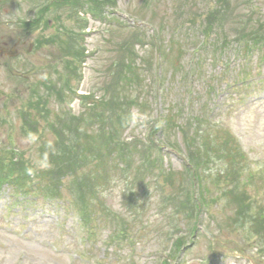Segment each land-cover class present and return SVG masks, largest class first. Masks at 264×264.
I'll return each mask as SVG.
<instances>
[{
    "label": "rangeland",
    "instance_id": "374dc122",
    "mask_svg": "<svg viewBox=\"0 0 264 264\" xmlns=\"http://www.w3.org/2000/svg\"><path fill=\"white\" fill-rule=\"evenodd\" d=\"M212 1L110 0L103 14L94 17L78 0H0V160L7 166L12 155L23 154V165L33 167L36 175L34 183L22 188L43 187L28 199L15 195L12 188L18 184L8 181L9 172L0 167V178H5L0 181V264H264V0H220L234 10L233 17L215 21L226 24L217 56L214 36L190 25L208 5L214 7ZM51 4L56 5L44 14L42 25L24 33L26 22ZM236 4L243 9L235 10ZM177 13L184 21L179 42L171 39L172 30L156 38L144 23L154 45L162 42L161 48L169 51L167 60L160 54L155 69L150 43L141 51L147 64L135 65L139 85L135 81V89H128L129 104L121 102L119 93L108 94L106 88L120 75L112 64L123 54L114 52L111 40L128 37L117 33L120 25L114 21L127 26L124 22L135 25L145 18L160 27L174 25ZM243 15L251 25H240ZM231 22L239 25L229 27ZM69 39L71 48L81 50L80 58L61 52ZM205 39L207 45L200 49ZM36 40L46 43L37 50ZM254 40H262V47ZM19 41L17 58L1 54ZM114 106L131 109L118 139L134 152L130 173L142 171V188L119 179L110 161L115 158L98 134L101 124L95 120L103 111L112 114ZM23 118L39 137L34 144L22 141L28 133ZM69 124L73 135L78 128L86 135L85 147L94 146L83 157L95 161L83 165L82 155L66 159L55 148L51 167L38 168L34 160L42 158L48 141L55 147L60 139L68 141ZM151 140L163 148L161 156L155 148L154 153L167 176H173L171 182L168 177L161 182L162 175L155 174L159 168L152 174L160 177L157 183L152 176L147 179L146 168L135 162L140 146ZM116 155L120 161L119 149ZM189 163L200 176L195 190L206 207L200 208L196 223L188 219L191 213L176 215L180 198L188 207L180 193L192 191ZM66 166L73 176L67 173L61 182L54 173ZM17 170L29 176L22 167ZM141 171L136 173L140 183ZM54 183L62 186L59 196L53 193ZM75 192L82 193L85 211L72 198ZM175 199L176 205H170ZM244 206H250L247 213ZM174 229L182 238L179 245Z\"/></svg>",
    "mask_w": 264,
    "mask_h": 264
},
{
    "label": "trees",
    "instance_id": "16d2710c",
    "mask_svg": "<svg viewBox=\"0 0 264 264\" xmlns=\"http://www.w3.org/2000/svg\"><path fill=\"white\" fill-rule=\"evenodd\" d=\"M78 1H79V6L83 10H84V6H85L86 12L90 15H93L94 17H96L100 14H103V12H104L103 10L107 7V4L110 2V0H78ZM212 2H214V4H215L214 7L208 8L209 7V5H208L207 9H206L207 12L203 13V11H202V14H200L198 16L200 18L199 21L195 20V22H194L193 19H191L190 25L191 26L193 25L192 27H195L196 29H198V31H200L201 33H203L205 35L214 36V38H215V42L213 44L214 55L217 56L219 53V50L216 47H217L218 43L220 42V40L224 41V39H221V38L225 34L226 24H223L224 22L223 23L221 22L223 25H220L218 23H215V21L217 19H220V16H223L225 19H229V18L233 17L231 15H232V12L234 9L230 8L229 5H227L224 1L214 0ZM53 5L54 4L48 5L46 8H44V10L40 11L37 19H35L33 21H29V22L27 21L26 22L27 24H25L26 27L24 29H22L23 32L29 33L30 27H31V31H32V29L35 26H41L42 22H43L44 14ZM179 8L182 9L183 6H181ZM239 9H243V6L236 4L235 10L241 11ZM177 15H178V18L175 19L176 23L174 25H173V23L171 25H169V22H165L166 24L164 26L158 27L154 22L147 21V20H145V18L141 19V21L144 23L147 22L149 24V26L154 29V34L156 35V38L160 39L161 37H164L165 31H167V34L169 35L170 30H172L171 31V35H172L171 39L173 41L179 42V41H182V39L178 35H181V34H179V31H180V28L183 26L184 21L182 20L180 13H177ZM253 15L254 14H252L250 16H253ZM243 16H239L238 22L240 23V25H243L244 23L251 25L250 17L247 15H243ZM240 17H243V18H240ZM185 22H188V19ZM114 24L120 25L119 27H116V25H111L112 27H116V30L118 31L117 33L127 32L128 37L125 41H124V39L122 41L111 40V43L114 44V52L118 51V53H123V54H122V58L120 61H114L115 65L112 64V67L116 66V69L118 71H120L119 79L114 85H112L109 88H106V91L108 94L110 93V91H112V92L114 91L116 94L119 93L121 95V97H120L121 102L127 103L128 98H129V94L131 93L130 91H128V89H131V88L135 89V87L133 86V85H135V81H136V84L139 85V76H138V74L135 73V71H137L135 69V65H136V63H138V61H140V64H145V65L147 64L145 56L141 55V51H144L145 47L147 45H150V43H151L152 44V46H151L152 51L151 52L154 53V50H153L154 39L153 40L150 39V36L145 32L144 27L142 28V27L129 26L127 24H125L127 26H124L121 21L120 22L114 21ZM230 25L236 26L239 24L231 22V23H229V27H230ZM229 35L230 34L226 35L225 37L229 38L230 37ZM65 36H67V35H65ZM232 37L236 38L237 35L232 36ZM69 41H70V39L64 42L63 45L65 48L62 49L61 52H63L64 56H66V57L72 56L75 59L80 58L82 52L80 49H78L77 42L76 41L72 42L77 46V48H71ZM55 42H57V41H55ZM58 42L61 43L62 41L58 40ZM254 42H255V44L258 43V48L262 47V45H260L262 43V40H260V41L254 40ZM45 43L46 42H42L41 40L40 41L36 40L34 43V49L38 50ZM226 43L227 42H225V45H226ZM238 43H240L239 40H238ZM164 44H165V42H164ZM247 44H248V42H246V45ZM161 45H162V42L160 43L159 52L161 54V57L164 55V58H165V52L168 53L169 51L167 52L166 50H163V48H161ZM138 47L140 49H138ZM203 47H205V45ZM203 47L200 49H203ZM165 60H167V58H165ZM145 65H143L144 69H145ZM118 88L120 90H118ZM102 100H103V98H102ZM127 104H129V103H127ZM101 106H104L103 102H101ZM31 108L33 110L34 105L33 104L31 105V103H30L28 109H31ZM34 110H37V107ZM130 110L131 109L129 107H126V108L118 107L117 108L114 106V109L112 110L113 111L112 114L106 113V115H105L104 114L105 111H103V113L100 116V118L98 119V121L97 120H95V121L97 122V124L98 123L101 124L98 127L99 128L98 134L103 135V137H101V139L103 140L104 145H106L108 155L109 156L111 155V157L114 156L113 158H115V159H110V161L112 163L111 165L113 166L112 169L118 170L120 172V174L118 173L119 179L123 180L124 184L136 183L138 185V188H142L143 184H145V181H146L144 177L142 178V171L138 170V171H141L140 179H141L142 183H140V181L137 180L136 173L138 171H134L133 173H130L131 170L133 169L132 165H134L133 164L134 157H132V155H134V152L131 149L127 148L122 142H119V139H118L120 128H121V126H124L127 123V112ZM105 117L111 118L112 120H114V122L107 123V118H105ZM23 119H24V123H23L24 129H27L28 132L31 131L33 133H36V132H34L32 124L25 121V118H23ZM45 119L48 120V118H45ZM115 119H118V120L116 121ZM73 121H76V119H73ZM90 121H91V119H90ZM61 126H63V123H61ZM157 126L159 128V124H157ZM59 131H60V132H58V133H60L59 136H63L62 131L61 130H59ZM67 132L68 133H67L66 139H68V141H65V140L62 141L60 139L58 142V145L55 147L58 150V151H56L58 155H61L62 157H65L67 159V158H70L71 155H76L77 157L79 155H82V157H83V155H85V153H87L86 155L90 154V152L93 150L94 146H91V145L88 146L87 145V147H85V145L83 144V141L86 140L87 138H86L85 134H81L79 128H78L77 132L73 135V130L71 129V124H69V129L67 130ZM86 142L88 144V140ZM154 148H155L154 146H147V147L145 145L140 146V150H141V152L139 154L140 156H138L137 161H135L136 164H139V166L141 163L144 164V166H140V167L146 168L147 171H145V173H147L146 174L147 179L150 176H152V173L154 172V170L158 168V166H157L158 162H157V160H155ZM116 149H119V154L122 156V159L120 161H118V159H117ZM94 155L100 156V157L102 156L100 153H96ZM228 155H230V154H228ZM88 156H86V158L83 157V165H85L87 162H88V164H90L91 162L95 161L96 158H91V157L89 158ZM85 161H86V163L84 164ZM23 162H24V155L23 154L12 155L11 160L8 162L7 166H5L4 162L2 160H0V167L2 170H6L9 172V175H7L8 181L15 182L18 184V186H16L14 189L12 188L13 193L15 195H21L25 199H28V198L33 197V196H38L37 195L38 190L40 191V189L41 188L43 189V187L41 184L40 188L35 190V191H30L29 188H26V189L22 188L21 184H23L25 182H31V183L35 182L34 176H23L22 173L20 174L18 172L17 169L19 167H22V171H25L27 164L23 165ZM65 162L67 163L68 160ZM19 163H21L22 165H19ZM196 165L199 167V162H196ZM190 166H191V164H190ZM57 170L59 172L54 173V176L60 177L61 182L63 181V179L67 173H69L70 176H73L72 170L69 169V167H67V166L65 168L60 167ZM66 170H70V171H66ZM76 170H77V168H76ZM189 170H190L191 174H193V175H191L192 185L197 187V185H198L197 183H198V181H200V176L197 174V172L193 171L192 169H189ZM166 177H168L169 182H171V180L173 179V176L170 174H168V176H167V174H165L163 176V179L165 180ZM3 180H5V178H0V181H3ZM50 180L52 181V174H50ZM60 180H58V181H60ZM49 189H50V187H49ZM61 189H62V186L59 187L55 184V187L53 188V190H57V192L55 193L53 191V193L55 195L59 196ZM77 194L80 195L81 201L84 204L85 202H84V197L82 196V193L77 192ZM180 195L181 196L184 195L185 199H188V197H189V193L188 194L180 193ZM49 196H51V195H49ZM232 197H234V196H232ZM246 200L247 199H245V201ZM198 201H199L200 205H202L203 208L205 209L206 207L204 206V203H203V201H205L204 198L199 197ZM235 201L237 203L242 201L241 195L239 197L235 198ZM184 205L185 204L181 205L179 213H181L182 215L190 214L191 212H188V211L191 210L192 205H191V203H189V200H188V207H186ZM84 209H85V205H84ZM248 210H250V206H244V211L246 213L248 212ZM188 218L189 219L192 218L191 214L188 215ZM258 221H260V218H258Z\"/></svg>",
    "mask_w": 264,
    "mask_h": 264
},
{
    "label": "clouds",
    "instance_id": "9594fccd",
    "mask_svg": "<svg viewBox=\"0 0 264 264\" xmlns=\"http://www.w3.org/2000/svg\"><path fill=\"white\" fill-rule=\"evenodd\" d=\"M39 140V137L36 133L29 131L25 137L22 138L24 143L34 144ZM45 152L42 154V158H37L34 160V164L40 169H47L51 167L49 156L50 154H55V145L52 141H48L45 145ZM51 150V151H49ZM26 175L34 176L35 169L33 167H26Z\"/></svg>",
    "mask_w": 264,
    "mask_h": 264
},
{
    "label": "water",
    "instance_id": "95a60500",
    "mask_svg": "<svg viewBox=\"0 0 264 264\" xmlns=\"http://www.w3.org/2000/svg\"><path fill=\"white\" fill-rule=\"evenodd\" d=\"M4 53H6L9 57H13L17 55V52L14 49L12 50L11 53L7 52V50H4Z\"/></svg>",
    "mask_w": 264,
    "mask_h": 264
}]
</instances>
